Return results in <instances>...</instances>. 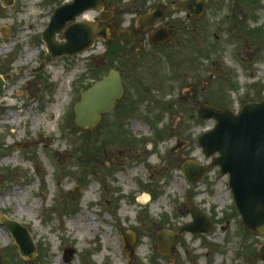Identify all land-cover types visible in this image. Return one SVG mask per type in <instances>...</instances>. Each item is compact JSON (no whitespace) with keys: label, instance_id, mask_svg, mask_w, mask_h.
<instances>
[{"label":"rangeland","instance_id":"1","mask_svg":"<svg viewBox=\"0 0 264 264\" xmlns=\"http://www.w3.org/2000/svg\"><path fill=\"white\" fill-rule=\"evenodd\" d=\"M103 1L128 27L140 11L168 3L185 32L174 38L175 62L158 55L149 67L131 56L114 63L101 40L82 54L53 58L41 35L66 1L0 0V74L13 76L0 106V217L26 228L36 247L32 260L22 258L0 221V264H263L264 235L244 231L229 177L198 145L216 122L200 121L201 104L185 96L192 81L204 106L237 114L264 100V0H211L208 23L175 10L181 0ZM99 19L89 12L79 21ZM41 62L44 70L33 74ZM172 63L187 79L170 80ZM115 64L140 66L135 74L149 94L106 115L94 131L82 130L73 112L79 95ZM186 162L211 168L191 186ZM193 206L209 217L212 233H185L172 256H163L157 234L190 223ZM128 233L136 235L130 256Z\"/></svg>","mask_w":264,"mask_h":264},{"label":"water","instance_id":"2","mask_svg":"<svg viewBox=\"0 0 264 264\" xmlns=\"http://www.w3.org/2000/svg\"><path fill=\"white\" fill-rule=\"evenodd\" d=\"M210 0H186L177 4L178 8L186 9L191 14L200 16L205 5ZM102 0H71L59 7L52 17L49 28L44 33V41L53 58L74 56L83 53L94 46L99 39H107L106 27L99 29L92 22H76L79 17L89 11L102 13L101 20L108 19L103 12ZM162 17L155 12L141 17L140 24L154 25ZM68 24L69 27H68ZM62 34L66 43L57 44V35ZM167 34L165 41L169 40ZM160 31L153 36L163 38ZM11 77L6 76V80ZM5 79L0 76V104L4 92ZM124 95V88L120 74L112 70L110 74L85 91L81 101L75 106V123L85 130H92L100 123L102 116L111 112L118 100ZM201 119H215V128L203 135L199 145L207 158L216 154L211 167H220L223 174L230 175L236 206L247 229L259 235L264 234V101L260 104H249L244 107L240 115L219 110L212 106H205L201 112ZM211 167H202L195 163H187L184 173L190 184H198ZM193 221L179 229L178 232L163 230L157 234L158 251L163 256L172 255L176 243L184 233L195 235L208 234L212 230L210 219L198 207L190 209ZM3 225L12 233L24 257H35V245L28 231L18 223L1 218ZM135 235L128 234L126 247L132 250ZM72 251L66 253L71 257ZM259 258L264 262V247L260 249Z\"/></svg>","mask_w":264,"mask_h":264},{"label":"flooded vegetation","instance_id":"3","mask_svg":"<svg viewBox=\"0 0 264 264\" xmlns=\"http://www.w3.org/2000/svg\"><path fill=\"white\" fill-rule=\"evenodd\" d=\"M175 6V7H174ZM208 4L205 6L203 14L198 17L189 14L186 10L177 9L176 8V2L173 5V8L175 10H179L185 13L186 19L188 21H192L193 18L204 19L205 23H208L209 17H208V8H206ZM106 10L109 12V19L105 23L99 22V27L107 26L109 27V33H108V42L105 43V55L104 58L109 59L113 61L114 63L116 60H120L122 58H127L129 56L135 57L138 60V63H142L143 61L146 63V66L149 67L147 64L152 60V58H156L158 55L168 56L171 62H175V57H177L176 49L179 51V49L176 47V44L174 43V38L177 35V33L184 32V29H181L179 26V23L173 19V15L170 12V9L168 7V3L166 4H159L158 7L154 9H148L146 11H140L137 15L138 18L133 22L134 24L128 26H124L122 24V21L120 20V12L115 7H110V5H107L105 7ZM235 8H237L235 6ZM154 12H159L162 14V17L158 20H156V24L151 25H144L142 26L139 21L140 17L151 14ZM164 32V37L156 39L159 42H155L153 40V36L160 32ZM185 33V32H184ZM169 34L170 38L165 42L166 36ZM40 36H37L35 39L38 40ZM180 42V41H179ZM147 44H149V47L155 49L151 52L149 49H146ZM207 53L205 52L200 55V59H207ZM110 64V62H109ZM173 67L172 74L174 73V76H171V81L173 82H179L187 79V76H184L181 74V65H177L176 63ZM140 66L135 65H128V66H112L111 69H116L118 72H120V76L123 81L125 94L123 99L118 103L116 109L112 112L115 113L117 109L120 107H123V111H127L128 107L126 106L128 103L131 106L137 105L139 102L143 101L144 96L149 94V92L145 89V86L142 84L143 76H138L135 74V70L138 69ZM197 71V70H196ZM199 84H203V80L200 79L199 82H196ZM190 90L187 91V94L185 96V101L187 104L194 103L196 101V104L200 107L198 108V116L200 120V110L201 107L204 106V103L202 101H198V95H199V89L197 86L193 84L191 81ZM194 86V87H192ZM130 87V89H129ZM132 90L133 96L130 97V91ZM203 93L205 92V88L203 87L201 89ZM172 106V103L168 104V108ZM222 106H219L221 108ZM112 113L108 114L111 115Z\"/></svg>","mask_w":264,"mask_h":264},{"label":"bare ground","instance_id":"4","mask_svg":"<svg viewBox=\"0 0 264 264\" xmlns=\"http://www.w3.org/2000/svg\"><path fill=\"white\" fill-rule=\"evenodd\" d=\"M87 18V17H86ZM16 118H15V121L18 119V115L17 116H15ZM148 196L147 195H143L141 198H140V202H142V203H146L147 201H148ZM2 236H5L6 237V235H5V233L3 232L2 233Z\"/></svg>","mask_w":264,"mask_h":264}]
</instances>
